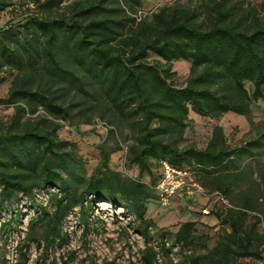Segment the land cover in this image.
<instances>
[{
  "label": "trees",
  "instance_id": "1",
  "mask_svg": "<svg viewBox=\"0 0 264 264\" xmlns=\"http://www.w3.org/2000/svg\"><path fill=\"white\" fill-rule=\"evenodd\" d=\"M31 2L0 0V13L9 14L0 27V84L10 77L0 104L12 108L0 118V205L18 193L48 191V207L38 208L35 222L46 247L63 240L62 223L73 208L84 216L98 200L137 220L147 241L146 205L167 163L219 194L228 196L238 185L244 190L239 207L212 212L222 229L212 247L186 257L189 264L263 261L264 197L244 174L243 157L264 154V131L228 144L215 126L202 148L185 136L190 112L250 120L252 104L264 98V0H176L146 14L142 0ZM180 60L190 66L176 85L172 66ZM96 118L106 132L86 174L75 143L59 130L65 122L93 124ZM118 151L135 176L111 168ZM259 181L264 187V167ZM196 225L178 226L180 250L197 242ZM155 260L147 245L142 263Z\"/></svg>",
  "mask_w": 264,
  "mask_h": 264
},
{
  "label": "rangeland",
  "instance_id": "2",
  "mask_svg": "<svg viewBox=\"0 0 264 264\" xmlns=\"http://www.w3.org/2000/svg\"><path fill=\"white\" fill-rule=\"evenodd\" d=\"M23 1L32 5L31 0ZM173 1L176 0H142L140 9L146 14ZM249 1L257 4L260 0ZM7 11L0 13V27L9 19ZM189 66L186 61L173 62L172 70L176 72L174 84L183 83ZM9 82L10 77L6 76L0 84V98L6 95ZM10 113L12 108L0 104V118ZM96 119L93 124L72 125L65 122L59 130L62 139L75 143L86 161V174L90 173L99 157L98 137L106 132L104 121ZM215 126L222 129L228 144L249 142L264 131V98L252 104L250 120L233 113L215 119L190 112L185 142L198 148L204 147ZM123 157L124 151L112 154L111 168L135 176L136 169L123 166ZM243 159V172L257 189V196L263 200L264 187L259 180L264 167V154L247 155ZM144 179L147 180V177L144 176ZM183 182L184 186L177 189L166 203L158 198L156 190L157 196L147 202L145 217L150 220L147 241L139 233L137 220L122 208L98 200L96 207L88 209L84 216L78 207L73 208L62 223L63 240L46 247L40 225L35 222L38 208L48 207L46 200L49 192L34 189L31 196L18 193L12 200L0 205V264H143V250L147 245L155 251V264H189L186 257L204 253L212 247L222 229L212 212L239 207L238 196L244 190L238 185L225 196L211 185L210 188L203 187L191 174L184 177ZM260 208L263 212L258 230L264 235V205ZM185 221L197 222L198 239L193 246L180 250L174 243V233ZM164 231L167 235L162 238ZM25 244L29 245L26 250ZM260 249L264 259V244ZM263 261L244 258L238 259L235 264H261Z\"/></svg>",
  "mask_w": 264,
  "mask_h": 264
},
{
  "label": "built area",
  "instance_id": "3",
  "mask_svg": "<svg viewBox=\"0 0 264 264\" xmlns=\"http://www.w3.org/2000/svg\"><path fill=\"white\" fill-rule=\"evenodd\" d=\"M190 173L186 170H177L167 163L162 164L161 178L157 183L155 190L162 203H166L168 198L174 195L177 189L184 186V177H189Z\"/></svg>",
  "mask_w": 264,
  "mask_h": 264
}]
</instances>
